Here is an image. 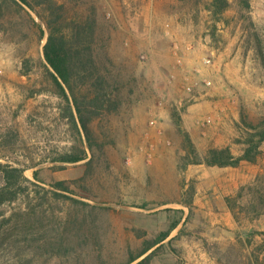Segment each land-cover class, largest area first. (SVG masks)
Listing matches in <instances>:
<instances>
[{
    "label": "rangeland",
    "instance_id": "1",
    "mask_svg": "<svg viewBox=\"0 0 264 264\" xmlns=\"http://www.w3.org/2000/svg\"><path fill=\"white\" fill-rule=\"evenodd\" d=\"M57 1L65 3L70 18L96 8L99 63L119 80L122 104L93 123L102 144L95 156L89 150L85 160L56 161L81 142L62 116L64 100L47 72V35L39 38L31 14L42 21L35 12L15 7L5 12L0 162L26 168L31 182L29 194L7 203L0 214V264H125L145 238L182 216L179 208L185 209L180 224L150 264H264V237L257 231L264 229V215L241 210L238 226L230 228L216 221L215 212L224 213L222 200L242 187L240 204L250 206L248 187L264 174V152L258 162L239 167L184 168V138L173 118L176 110L191 136L193 120L198 141L192 138L202 156L211 147L242 152L236 140L247 135L245 120L257 124L264 117V65L252 33L264 50V0H248V9L245 0H230L215 33L212 0ZM212 127L228 145H216L204 133ZM61 179L69 181L77 200L49 191ZM192 186L190 211L181 201ZM206 194H219L213 202L218 210L203 200Z\"/></svg>",
    "mask_w": 264,
    "mask_h": 264
},
{
    "label": "trees",
    "instance_id": "2",
    "mask_svg": "<svg viewBox=\"0 0 264 264\" xmlns=\"http://www.w3.org/2000/svg\"><path fill=\"white\" fill-rule=\"evenodd\" d=\"M244 4L247 9L250 7L248 0H245ZM229 6L230 0H212L208 9L212 12L215 21L213 33L218 28V23L225 19L224 13ZM13 7L18 11L27 10L30 14L33 11L42 21H38L31 14L33 24L39 31V38L42 40L47 35L44 44V57L47 72L56 86L58 95L64 100L62 116L68 120L72 130L77 133L78 141L81 142L79 145L75 144L71 150L60 154L55 160L64 163L79 162L89 157V150L94 152L95 156L94 148L102 144L98 140L93 123L108 113L118 112L123 95L118 84L119 80L112 77L106 66L99 63V54H97L95 46L98 31L96 8L90 7L86 16L77 14L70 18L65 3H59L57 0H0V19L7 10L10 11ZM241 17L245 19L248 23L247 26L252 28V31L256 29V24L251 17L246 14L241 15ZM252 33H255L258 41L256 50L261 55L264 65V50L261 39L257 32ZM27 63H29L28 60H26V70H23L24 74H28L30 70ZM173 118L184 138L186 149V154L183 156L186 162L182 164L184 168L191 163L238 167L244 161L256 163L263 155L264 117L257 124L245 120L248 127L247 135L245 138H237L236 140L244 145L240 154H235L230 146H225L211 147L205 156L200 154L189 131L181 127L182 116L180 113L175 110ZM94 156L89 158L87 162L91 163ZM25 172L26 168L22 166L0 162V214H4V206L7 203L17 201L22 194L27 192L29 187L27 183L31 182V179ZM35 175H38V171H35ZM51 185L52 189L49 191L54 196L77 200L70 194L74 193V190L68 180H55ZM248 188L253 195L249 207L240 204L239 201L246 187L240 188L236 196H227L226 198L227 204L237 221L240 220L241 210L252 211L255 218L264 215V174L260 175L257 182ZM194 189L192 186L189 197L181 201L190 211L194 209ZM27 194L29 193L27 192ZM178 211L182 213V216L171 220L169 226L155 236L145 238L141 248L133 253L125 264L133 263L144 255L146 256L136 264H150L151 259L165 245V241L180 224L185 209L179 208ZM13 216L15 213L5 216V220L11 222ZM257 231L264 237V229ZM177 236L171 237L168 242Z\"/></svg>",
    "mask_w": 264,
    "mask_h": 264
},
{
    "label": "crops",
    "instance_id": "3",
    "mask_svg": "<svg viewBox=\"0 0 264 264\" xmlns=\"http://www.w3.org/2000/svg\"><path fill=\"white\" fill-rule=\"evenodd\" d=\"M212 91H216V88L214 86L211 88L210 92H212ZM210 92H208L207 94H209ZM189 124H190V129H191L192 137L194 138L195 141H198L197 140V138H198L197 133L194 130H192V128H191V126L194 125L193 120H191V122ZM216 128L217 127H212L209 130L204 131V133L208 134V136L211 137L212 140H215L214 142H215L216 145H219L220 143H222V145H224V144L225 145H228L229 144L227 142L228 140H225L227 138H223V135L221 133H219L217 130H215ZM227 137H229V136H227ZM201 138H203L204 143L206 144V142H207L206 138L205 137H201ZM245 162H247V161H244L243 163H245ZM214 167H219V166H214ZM232 167H234V166L219 167V168L225 169V168H232ZM208 195L207 194L204 195L203 196L204 197L203 200L206 201L207 203H210L211 202V208L214 207V210L213 211L218 210V207L219 206L217 205L216 208H215V204H214L215 202L214 201L219 202V200L215 199L216 197H219V194H216V195H214V194H208ZM226 198L224 200H222V206H220V208L222 209V211L224 210L223 211L224 213H221L219 211H215L216 214H218L216 216V217H218V219L216 221H218V222H220V223H222L224 225L227 224L230 228L231 227L234 228V226H236V225L238 226V221L236 219L235 220H232L231 219V218L234 219L235 217H234L232 211L230 210V208H229V206L227 204ZM223 214L225 216H223ZM219 217H222V218L219 219ZM223 219H226V220H223Z\"/></svg>",
    "mask_w": 264,
    "mask_h": 264
},
{
    "label": "built area",
    "instance_id": "4",
    "mask_svg": "<svg viewBox=\"0 0 264 264\" xmlns=\"http://www.w3.org/2000/svg\"><path fill=\"white\" fill-rule=\"evenodd\" d=\"M209 60H207V62H208ZM192 87H189V89H191ZM192 91H194V90H192Z\"/></svg>",
    "mask_w": 264,
    "mask_h": 264
}]
</instances>
